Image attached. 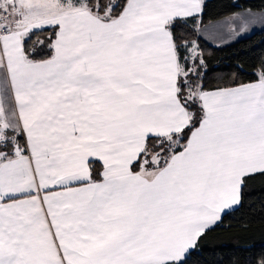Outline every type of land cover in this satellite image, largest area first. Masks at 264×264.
<instances>
[{
    "label": "snow or ice",
    "instance_id": "snow-or-ice-1",
    "mask_svg": "<svg viewBox=\"0 0 264 264\" xmlns=\"http://www.w3.org/2000/svg\"><path fill=\"white\" fill-rule=\"evenodd\" d=\"M204 8L0 0V264H188L264 175V58L206 89Z\"/></svg>",
    "mask_w": 264,
    "mask_h": 264
},
{
    "label": "trees",
    "instance_id": "trees-1",
    "mask_svg": "<svg viewBox=\"0 0 264 264\" xmlns=\"http://www.w3.org/2000/svg\"><path fill=\"white\" fill-rule=\"evenodd\" d=\"M243 10H264V0H205L198 28ZM192 23L189 21V25ZM46 35L47 31L37 32L30 42L42 54H47V49L38 41ZM185 35L195 40L203 53L206 67L201 72L206 89L232 86L234 74L236 83L255 79L251 72L264 58V30L225 45L210 43L192 27ZM198 247L188 264H257L264 258V175L247 179L241 203L208 231Z\"/></svg>",
    "mask_w": 264,
    "mask_h": 264
},
{
    "label": "crops",
    "instance_id": "crops-1",
    "mask_svg": "<svg viewBox=\"0 0 264 264\" xmlns=\"http://www.w3.org/2000/svg\"><path fill=\"white\" fill-rule=\"evenodd\" d=\"M254 15H258L256 17H254L253 19L252 16ZM264 19V10H243V11H239L237 13H234L230 16L212 21L207 23L206 25H215V24H211V23H222V25L224 27H226V30H229L230 32H232L233 34H252L253 32V28H256V22L257 21H262ZM204 26V25H203ZM202 26H200L198 28H201ZM241 29H245V30H241ZM264 30V29H263ZM257 32V31H255ZM203 38V36H202ZM205 39V38H204ZM237 206H235L234 208H236Z\"/></svg>",
    "mask_w": 264,
    "mask_h": 264
},
{
    "label": "rangeland",
    "instance_id": "rangeland-1",
    "mask_svg": "<svg viewBox=\"0 0 264 264\" xmlns=\"http://www.w3.org/2000/svg\"><path fill=\"white\" fill-rule=\"evenodd\" d=\"M258 15L252 16L251 19L256 17ZM215 25H204L199 29V35L203 38H205L207 41H209L212 44L215 45H225L231 42H234L238 39L245 38L249 35L247 34H233L229 30H226V27L222 25V23H211ZM264 29V19L262 21L256 22V28H253V32L255 31H262Z\"/></svg>",
    "mask_w": 264,
    "mask_h": 264
}]
</instances>
